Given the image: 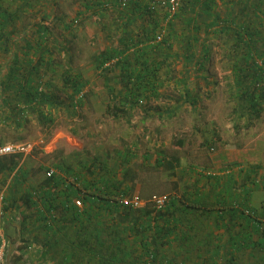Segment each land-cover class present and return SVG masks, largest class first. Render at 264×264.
I'll list each match as a JSON object with an SVG mask.
<instances>
[{"label":"rangeland","instance_id":"rangeland-1","mask_svg":"<svg viewBox=\"0 0 264 264\" xmlns=\"http://www.w3.org/2000/svg\"><path fill=\"white\" fill-rule=\"evenodd\" d=\"M23 1L0 0L3 9L19 16L16 20L20 22H16L15 28L18 32L26 30L29 24L38 23L40 20L42 4L40 3L34 10L27 6L23 7ZM56 1L57 6L51 7L44 21L45 25L53 30L51 38L46 41V46L53 51L56 61H61V65L55 72L45 66L41 71L42 89L51 91L50 93L59 97L61 102V105L53 108L42 109L44 116L54 119L53 123H46L41 114L31 109L33 107L28 103L25 116L21 115L15 119L13 116L7 122L3 118L5 114L0 112V141L11 145L22 143L35 145L34 151L23 158L20 165L22 171L28 173L27 179H22L25 186L16 189L9 180L13 175L10 173L5 183L9 182L12 190L6 189V192L0 194V228L2 230L3 226L9 229L14 237L13 244L24 236V233L19 232L23 219L20 216L16 224L13 220L10 224L4 222V201H8L12 194L19 193L21 196L27 190L31 191V187L42 183L47 171L56 170L61 165L62 168H69L89 179L94 175L92 179L97 181L108 176L115 182H120L123 181V173L130 171V175H136L138 178L132 194L139 196L146 203L154 196L166 201L173 197L183 201L185 199L183 193L190 187L189 185L195 183L203 194L211 190V195H214L217 190L223 188L222 181L225 180L223 177L225 174H231L233 164L236 167L232 174L235 173L236 181L241 179V185L251 184L245 181L244 176L249 172H256L251 175V181L264 187V111L260 118H254L252 121L247 116L238 121L237 115L232 112L237 106L235 98L233 99L235 81L232 69L238 56L232 55L231 49L235 45L230 36L206 34L203 21H199L201 26L199 43L188 45L186 40H189L187 37L190 35L186 31L183 18L171 16L165 1L161 5H155L156 16L162 21L164 18L169 20L174 18L173 28L176 29L170 40L171 48L164 46L167 52L163 50L158 51L159 53L156 51L149 53L150 61L163 63L158 75L159 88L155 94L146 92L147 98L140 97L143 104L131 110L126 108V114H116L113 107H122L117 103L121 96L116 93L117 98H112L108 87L120 92L121 82L113 78L117 72L114 71L107 76L113 80L106 85L93 61L105 51L121 50L123 39H129L130 36L138 39V33L143 27L142 22L137 21L128 28L127 20L123 17L124 9L121 6L114 7L115 0H105V7L90 10L87 8L88 4L93 1L95 4V0ZM239 1L241 0H215L214 6L217 8L215 14L220 15L221 20L228 11L237 16L244 7V2ZM256 3L257 0H249L248 6ZM249 14L252 20L248 21H254L253 9ZM58 15L65 16L64 25L56 20L55 16ZM188 17L190 15L184 16V19H189ZM238 18L244 20L242 16ZM205 21L212 22V18L207 17ZM72 23L70 31H66L65 25ZM254 23L258 24L256 20ZM160 28L164 30L163 35L166 33L167 36L169 26L163 23L158 29ZM262 32L264 33V29ZM37 39L38 34L35 33L29 42L34 43L33 40ZM204 45L210 48L211 60L205 64L204 69L199 70V66L192 67L190 53L193 52L196 58L200 59L201 47ZM38 48L33 52L35 55L30 54L29 59L38 61L43 57L45 61L48 60L50 55H43L44 46ZM143 48L142 45L133 47L126 54L131 57L134 67L137 65L136 50ZM166 53L169 57L165 55ZM7 56L6 51L0 52V73L8 66ZM71 60L74 74H81L88 83L83 92L82 104L75 109L72 105L78 103L79 96L69 100L67 94L70 93L64 89L62 82L63 70ZM203 77L208 78L205 80ZM50 82L53 86L49 90L47 84ZM186 84L191 87L192 97H198L195 105L185 102ZM2 95L4 94L0 88V101ZM14 99L9 107L16 109L17 106L18 110H22L19 103L24 100ZM18 118L22 121L21 126L15 123ZM163 152L180 158V166L174 171V176L173 172L164 170L158 164L164 156ZM88 167L93 170L92 174L86 170ZM191 167H196L197 171L203 174L190 176L187 173ZM237 168L241 172H238ZM208 175L219 177V182L210 179ZM118 191L124 190L120 187ZM119 197L121 196H117V199ZM235 197L236 202H239L237 196ZM252 200L258 207H264V189L259 190ZM136 239L138 240V237ZM65 242L66 240L64 245ZM19 246L25 250L22 241L14 244V250L18 251ZM136 246L138 244H135L134 248ZM23 254L24 259L17 264H43L39 262L40 256H31L30 253L27 255V252ZM36 259L39 261L36 262ZM244 260L246 257L240 256V259L238 257V261ZM181 262L176 261V264Z\"/></svg>","mask_w":264,"mask_h":264},{"label":"trees","instance_id":"trees-1","mask_svg":"<svg viewBox=\"0 0 264 264\" xmlns=\"http://www.w3.org/2000/svg\"><path fill=\"white\" fill-rule=\"evenodd\" d=\"M95 1V4L94 1L93 3L88 4L87 8L89 10L105 7V0ZM164 1L171 16H174V18H183L186 31L190 35V37H187L189 40H186L188 45L199 43V34L201 31L199 21H203L202 23L206 28V34L219 35L220 37H225L226 35L230 36L235 45V47L231 49L232 55L238 56L232 69V76L235 81L234 89L232 90L233 99L235 98L237 104L232 112L237 115L236 120L238 121H242L245 116L251 121L254 118H260L264 111V33L262 32V29H264V0H257V3L253 4L251 7L248 6L249 0H241L239 3L244 2V7L243 9H240L238 15L236 16L233 12L228 11L225 18H222V20L220 19V15L215 14L217 10L214 6L215 0H179L178 10L173 15L170 12L172 9V0H115L114 7L121 6V8L124 9L123 17L124 20H127L126 25L128 28L137 21H141L143 27L141 32L138 33V39H134L132 36H130L129 39H123V41H121V45L123 46L121 50L105 51L95 57V60L93 61L94 65L96 64L97 70L101 74L100 77L102 76L104 78V83L106 85L113 80L107 76H110L114 71L118 74L114 75L113 78L120 80V92H116L114 88L108 87V92L112 98H117V96H115L116 93L121 96V98L117 100V103L122 107L114 106V112L116 114H126V108L131 110L135 106L143 104V100H141L140 97L147 98L148 96L146 95V92L155 94L159 88L157 83L158 75L163 68V63H157L154 60L150 61L151 57L149 53L151 51L161 52L163 50L167 52V49L164 46L171 48L170 40L173 34L176 33V29L173 28L174 18L170 20L164 18L162 21L156 16L154 10L155 5H161ZM56 2V0L23 1V7L27 6V8L34 10L37 9V6L40 3L42 5L39 12V22L29 24L26 30H22V32H18L15 29L16 22H20V20H16L19 16L8 13V11L3 9L0 5V52L4 50L8 53V58L6 59L8 61V66L5 68V71H3L5 73L4 78L0 80V88L4 94L0 101V112L5 114L3 118L6 122L13 116L14 119L21 115L25 116L28 103L33 107L31 109H34L35 111L37 110V112L41 114L42 119H44L46 123H53L54 119L44 116L42 109L61 105L59 97L50 93L51 91L48 92L43 90L41 87L42 68L45 66L47 69L55 72L57 67L61 65V61H56L53 51L46 46V41H49L51 38L53 30L45 25L46 23L44 21L45 18H47V13H49L51 7L57 6ZM252 9L254 18L258 24L254 23L255 20L251 22L248 21L252 20L249 14V11ZM21 10L22 8L18 11L21 12ZM190 13L193 14V16ZM187 15H190V17H188L189 19H184V16L187 17ZM240 16H242L244 20H240L238 18ZM207 17H209V19L212 18V22L207 23V21H205ZM55 18L56 20H59L61 24H65V16L58 15V17L55 16ZM163 23L169 26L167 36L166 33L163 35V28L158 29L159 26H163ZM71 26H73V23L69 25L66 24V31H70ZM34 29L35 31H33ZM35 33L38 34V39L33 40L34 43L29 42L30 39H33ZM161 39L162 41L160 42ZM24 40L26 41L27 46L21 47L17 44ZM139 45H142L144 48L140 49L141 51L136 50L135 57L137 56V65L134 67L131 57L126 54L131 48L138 47ZM43 46L44 54L50 55L48 60L45 61L43 57L38 61L29 59L30 54L35 55L33 52L36 48H42ZM190 47L193 48L192 46ZM11 50L20 51L22 56L20 57L17 52L15 55L11 56ZM240 50H242V52ZM201 53L202 56L200 59L198 57L196 58V55L193 54V52L190 53L193 60L192 67L195 68L196 66H199V70L204 69L205 64L211 60L209 47L206 45L202 46ZM165 55L168 56V53ZM168 57H166V59H168ZM191 58H189V60H191ZM65 67L62 75V82L64 89L68 90L70 93H66L67 98L71 100L74 97L83 94V97H79L78 103L72 105V108L75 109L78 108L79 104H82L84 98L83 92L88 83L85 82V79L81 74H74L72 60L69 62V65ZM203 78L206 80L208 77ZM51 86H53L51 82L47 84L49 90ZM121 90H123V92ZM185 90L187 96L185 102L191 105L197 104L198 97H192L190 85L186 84ZM13 97L24 100V102L19 103L23 108L22 110H18L17 106H15L16 109L9 107L12 105V102L15 101ZM19 119L20 118H18V121L15 123H17L18 126H21L22 123L20 122L22 121H19ZM0 145L8 144L0 141ZM163 154L164 156L158 161V164L164 170L173 172L172 175L174 176V171L180 166V158L172 154L167 155L164 152ZM22 160L23 157L21 155L0 158V176L2 174H10L18 171L22 174V178L25 180L27 178L26 173H24L22 167H20ZM235 167L236 166L233 164L230 169L231 174H225L226 176L224 175L223 177V179L228 182H226L227 184L233 183V178H235L234 176L236 175H233L232 171L234 172L233 169ZM237 169L238 172H241L239 168ZM57 170L67 178L74 177L77 179L78 187L73 185L72 187L65 186L63 189L60 188L59 185L61 186L62 183L60 179L63 180V178L60 175H55L51 178H46L42 182L39 189L41 190L38 197L40 198L39 201H36L33 194L29 192L25 193L26 195L22 197L25 201L24 205H26L27 210H30L31 212L36 211L40 220L46 221L49 229H52V221L56 216L51 214L50 217H47V215H44V212L42 211L43 209L47 212L55 211L58 213L71 212L74 209L79 211L81 209H78L73 204L74 199L80 198L83 202L96 200L100 203H104L107 207L104 208L103 206H98V210L104 212L109 211V215L111 214L113 218L111 221H114L115 223L114 230L109 232L110 237L108 240H98L97 245L99 255H101V262H104L105 260L104 255L102 257V254L105 251H108L112 252L113 256L108 258L109 263L104 262V264H124L126 254L127 259L130 258L136 263L139 261L138 264H175L173 261H166L160 257L161 252L159 251V242L155 239L152 231L154 228L153 223L158 222V218L164 220L166 216L170 217L171 215H176L178 210L176 209L177 205L182 201L174 197L170 198L169 201H167L166 206L160 209L156 208L151 202L141 209L124 208L117 201L120 198L117 199V196L131 197L138 180L136 175H130V171H125L123 173V181L115 182L113 178H102V181H97L92 179L94 175L89 179L85 176L83 177L79 173H74V171H71L69 168H62V165L57 167ZM86 170L91 173V167L86 168ZM188 171H191V174L195 175L203 174L202 172L197 171L196 167H191ZM255 173L249 172L244 176L245 181L250 182L251 184L241 185V179L239 178V181H237L238 183L234 185V187L231 185V189L230 187H227L221 191V198L218 201L217 212L219 221L221 222V219L223 220L225 216L231 215L230 218H232V220L239 218L245 223V226H241L243 228L240 232L232 235L231 237L233 239L228 242L230 245L232 244V249L238 251L242 250L243 253H241L240 256L246 257V260L238 261L239 256H226V264H264V207H258V205L254 204L252 200L259 190L261 191L264 187H260L256 182L254 183L251 181V175ZM207 177L214 181L219 180V177L213 175H208ZM120 187H124V191H118ZM233 190L236 194L238 193L240 195L237 198L240 200L239 202H236L235 196L231 197V200L230 196H226L225 193H231ZM62 199H64V202ZM39 203H42L43 209L41 210L38 209ZM4 204V209H6V205L8 206L9 203L8 201H4ZM225 206L230 207L224 208ZM98 215L102 216L101 213ZM21 218L23 220L19 232L23 234L26 230L25 220L30 219L31 215H27L26 211H22ZM128 219H130L132 223L129 227L122 229V223L126 222ZM48 220H50L49 223ZM143 220L144 223L139 225ZM248 225L253 227L251 233L248 230ZM157 231H159L160 234L164 232V230H160L159 228H157ZM128 232H131L129 238L123 236L124 233L127 234ZM147 233H150L149 237L146 236ZM141 234H144V236H142L143 239L141 240V244H144V246L142 245V253L133 258V255H136V253L134 251L127 253L126 248H132L135 244H139L136 237H140ZM167 235H169L168 232L166 233V236ZM132 236L135 238L133 239ZM22 243L25 246L23 240ZM22 248L23 247L19 246V252L14 250L13 253L9 252V255L6 248V264H17L22 261L24 259ZM249 250L251 252H249ZM123 260L124 262L121 263ZM180 264L185 263L181 262Z\"/></svg>","mask_w":264,"mask_h":264},{"label":"crops","instance_id":"crops-1","mask_svg":"<svg viewBox=\"0 0 264 264\" xmlns=\"http://www.w3.org/2000/svg\"><path fill=\"white\" fill-rule=\"evenodd\" d=\"M17 44L21 47L27 46L23 41H20ZM16 52L21 57L22 53L20 51L11 50L10 55L13 56ZM4 76L5 73L1 72L0 80L3 79ZM56 171V176L60 175L63 178V180L60 179L62 182L61 186L59 185L60 188L63 189L65 186L72 187L73 185H77L71 183V178L63 176L57 169ZM24 173L28 176L27 171H24ZM92 173L93 170L91 171V174ZM191 173V171H188L187 174H190L191 176ZM11 174L13 175L9 180L13 182L16 189L22 187V185L25 186L22 174L18 171ZM7 175L9 174H2L0 176V194L6 192V189L8 191L12 190L11 185H9L10 183H5L8 179ZM46 178L47 176L45 174L42 182ZM105 178L110 177L106 176L104 179ZM186 179L187 178H185V180ZM218 179L220 180V178ZM219 180L216 182H219ZM100 181H102V179H100ZM226 182V180L222 181L223 188L217 190L214 195H211V190H208L206 194H203L201 189L198 188L197 183L189 185L190 187H188V189H190L185 190L183 193L185 199L177 205L176 209L178 210L176 215H171L170 217L166 216L164 220L158 218V222L153 223L154 228L152 233L154 234L155 239H157V242H159L161 258L166 261H173L175 264L176 261H182V263L184 262L185 264H226V256L240 257L241 253H243L242 250L238 251L232 249V244L230 245L229 242L233 239L231 236L240 232L243 228L241 227L242 225L245 226L244 221L239 218L232 220V218H230L231 215H228L225 216L223 220L221 219L220 222L217 216L218 201L221 198V191L227 187H230L231 189V185L234 187V185L238 183L236 177L233 178V183L227 184L228 182ZM41 185L42 183L33 188L31 187V191L27 190V192L31 194H39L41 192V190H39ZM25 193H22L21 196H19V193L16 195H10L8 198L9 205H6V209L3 210V219L7 224H10L11 220L16 224V220L21 216L22 211H26L27 215H31L30 219L25 220L26 230L23 238L21 236L20 239H17L18 241H15V243H19L22 240L24 241L25 250L22 251L23 253L27 252V255L30 253L31 256H40L41 260L39 261V259H36V262L39 261L43 264L109 263L108 258L113 256V253L105 251L102 254V257L104 255L105 260L104 262H101V255H99L97 245L99 239L102 241L108 240L110 237L109 232L114 230L115 225L114 221H111L113 218L111 214L109 215V211L104 212L98 210V206L107 208L104 203L91 200L90 202H83V208L79 211L74 209L71 212L62 213L55 211L47 212L43 209L42 203H39L38 209H43L42 211L44 212V215L50 217L51 214H54L56 216L52 221V229H49L46 221L40 220L36 211L31 212L30 210H27L26 205H24L25 201L22 198L26 195ZM225 194L227 197L230 196V200L231 197L237 196L238 198L240 196L238 193L236 194L234 190L231 193ZM62 201L64 202V199H62ZM117 205L119 206V204ZM228 207L230 206H225L224 208ZM99 213H101L102 216L98 215ZM49 222L50 220H48V223ZM131 223V220L128 219L126 222L122 223L121 228L124 229L125 227H129ZM143 223L144 220L141 221L139 225H142ZM248 227V230L251 233L253 227L251 225H248ZM157 228L164 230V232L160 234V232L157 231ZM2 230L0 228V242L4 240L9 255V252L13 253L15 249V243L13 244L14 237L7 227L5 228L2 226ZM167 232L169 235L166 236ZM130 234L131 232H128L127 234L124 233L123 236L129 238ZM149 235L150 233L146 234L148 237ZM142 236H144V234H141L140 237H138L139 244L136 248H134V246L133 249L130 247L126 248L127 253L131 251L136 253V255H133V258L142 253V245L144 246L143 243L141 244V240L143 239ZM134 238L135 237H133V239ZM64 240H66L65 245L63 244ZM39 251L41 253L38 254ZM249 252L251 251L249 250ZM125 258L126 260L124 264H131L132 262L134 264L139 263V261L136 263L130 258L127 259V254L125 255ZM123 262L124 260L121 263Z\"/></svg>","mask_w":264,"mask_h":264},{"label":"built area","instance_id":"built-area-1","mask_svg":"<svg viewBox=\"0 0 264 264\" xmlns=\"http://www.w3.org/2000/svg\"><path fill=\"white\" fill-rule=\"evenodd\" d=\"M172 9H171V14H175L176 11L178 10L177 8L179 7V0H172ZM83 97V94H81L79 97ZM78 97V99H79ZM35 145L33 143H22V144H15V145H0V158L7 157V156H13V155H21L23 158L31 155V153L34 151ZM57 175L56 170H49L46 173L47 178H51L53 176ZM71 178V183L72 184H77V179L74 177ZM78 185V184H77ZM76 185V187H78ZM75 186V185H74ZM40 193H34L33 197L36 201H39L40 198H38ZM118 202L120 205H122L124 208H131V209H141L145 207L148 203H153L156 208H164L167 204L166 199H160L156 196H154L149 202H144L139 196L137 195H132L131 197H125L122 196L118 199ZM73 204L78 208L82 209L83 208V201L80 198H76L73 200ZM6 243L4 240L0 242V264H6Z\"/></svg>","mask_w":264,"mask_h":264}]
</instances>
